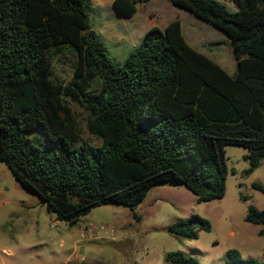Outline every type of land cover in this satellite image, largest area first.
Masks as SVG:
<instances>
[{
  "label": "trees",
  "instance_id": "trees-1",
  "mask_svg": "<svg viewBox=\"0 0 264 264\" xmlns=\"http://www.w3.org/2000/svg\"><path fill=\"white\" fill-rule=\"evenodd\" d=\"M145 1L111 5L131 17ZM169 1L227 35L235 72L188 44L178 19L151 26L118 61L92 27V0H0V160L57 219L73 224L103 204L133 209L158 182L219 199L226 145L247 149L249 171L264 160V0ZM66 53L73 75L63 82L51 58ZM68 101L88 112L98 144L80 134ZM245 220L264 237V208L249 205ZM210 228L198 214L168 226L190 239ZM166 258L200 264L181 250ZM224 264L264 261L229 249Z\"/></svg>",
  "mask_w": 264,
  "mask_h": 264
},
{
  "label": "rangeland",
  "instance_id": "rangeland-1",
  "mask_svg": "<svg viewBox=\"0 0 264 264\" xmlns=\"http://www.w3.org/2000/svg\"><path fill=\"white\" fill-rule=\"evenodd\" d=\"M223 1L231 5L230 0ZM171 18L180 21L188 44L228 73L235 72L238 61L227 35L169 0L138 3L131 17L118 14L111 2L103 0L92 3L90 14L92 27L118 61L140 44L147 29L163 28ZM72 61L70 53L52 56L53 74L68 81L73 75ZM68 106L80 134L98 144L100 140L88 131V112L71 101ZM224 150L226 189L219 199L198 201L183 185L158 182L133 209L103 204L73 224L57 219L0 160V264H63L71 252L86 264H172L166 254L175 250L194 256L200 264H224L229 249L264 261V237L257 233L260 226L245 220L249 205L264 208V195L253 187L254 182L264 186V160L249 171L244 146L229 144ZM191 214L208 219L210 230L200 231L195 239L169 231V224Z\"/></svg>",
  "mask_w": 264,
  "mask_h": 264
},
{
  "label": "crops",
  "instance_id": "crops-1",
  "mask_svg": "<svg viewBox=\"0 0 264 264\" xmlns=\"http://www.w3.org/2000/svg\"><path fill=\"white\" fill-rule=\"evenodd\" d=\"M109 2H111L112 3V0H108ZM93 2H99V3H102L103 2V0H92V3ZM138 5V4H137ZM137 5H136V7H137ZM136 12H137V9H136ZM136 12L132 15V16H134L135 14H136ZM171 20H174V19H169L168 21H166L165 22V24H164V26L169 22V21H171ZM163 26V27H164ZM63 264H86V263H83L82 261H81V257H78L77 256V254H74V252H71V253H69L68 254V256L66 257V259L64 260V262H63ZM90 264V263H89ZM95 264V263H94Z\"/></svg>",
  "mask_w": 264,
  "mask_h": 264
},
{
  "label": "built area",
  "instance_id": "built-area-1",
  "mask_svg": "<svg viewBox=\"0 0 264 264\" xmlns=\"http://www.w3.org/2000/svg\"><path fill=\"white\" fill-rule=\"evenodd\" d=\"M81 260H83V257L81 258Z\"/></svg>",
  "mask_w": 264,
  "mask_h": 264
},
{
  "label": "water",
  "instance_id": "water-1",
  "mask_svg": "<svg viewBox=\"0 0 264 264\" xmlns=\"http://www.w3.org/2000/svg\"><path fill=\"white\" fill-rule=\"evenodd\" d=\"M201 20V19H200Z\"/></svg>",
  "mask_w": 264,
  "mask_h": 264
}]
</instances>
